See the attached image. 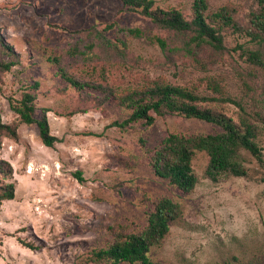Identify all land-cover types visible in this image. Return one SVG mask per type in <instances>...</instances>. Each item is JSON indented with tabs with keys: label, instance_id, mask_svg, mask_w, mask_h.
<instances>
[{
	"label": "rangeland",
	"instance_id": "1",
	"mask_svg": "<svg viewBox=\"0 0 264 264\" xmlns=\"http://www.w3.org/2000/svg\"><path fill=\"white\" fill-rule=\"evenodd\" d=\"M155 1L193 17L194 0ZM208 3V13L226 8L238 27L220 30L225 49L208 46L192 57L182 49L186 37L128 9L123 0H0V64L15 61L10 69L0 67V118L18 136L0 130V194L9 183L15 187L14 198L0 205V264H112L92 260L93 251L111 245L117 234L143 230L165 196L180 210L150 247L152 260L264 264V131L256 138L262 161L240 151L245 175L211 179L209 154L196 150L198 181L183 192L156 174L153 150L171 132L209 134L220 126L179 113H153L152 125L114 124L132 112L122 97L157 81L218 98L200 104L237 123V102L255 118V111L264 113L258 101L264 100V69L248 59L250 50L264 55V34L255 36L251 21L259 1ZM156 37L169 47L163 49ZM61 69L86 86L67 81ZM26 91L35 95L36 117L48 110L50 131L58 137L54 147L13 110L12 102Z\"/></svg>",
	"mask_w": 264,
	"mask_h": 264
},
{
	"label": "trees",
	"instance_id": "2",
	"mask_svg": "<svg viewBox=\"0 0 264 264\" xmlns=\"http://www.w3.org/2000/svg\"><path fill=\"white\" fill-rule=\"evenodd\" d=\"M261 9L253 12L252 24L255 25V36L264 34V0H258ZM125 7L131 10H138L151 20L175 33L186 37L182 49L184 48L192 57H197L198 51L211 46L217 50L225 49L223 37L220 30L226 25L238 27L233 16L222 8L216 12L208 13V0H194L193 17L188 19L183 12L171 7L160 8L155 0H123ZM111 27V25H109ZM122 30H126L123 29ZM128 32L140 35L139 28H129ZM250 32V31H249ZM157 42L163 49L169 47L167 41L162 37H156ZM11 51V47L6 45ZM77 50V49H76ZM248 59L264 69V55L260 50L248 51ZM198 60V59H197ZM15 61L1 63L0 67L10 69ZM62 76L75 85L84 87L72 76L61 69ZM37 85V83H35ZM93 85H91L92 87ZM99 89V87H96ZM213 88L222 93L221 87L216 84ZM264 93V82L263 91ZM137 95V96H136ZM222 97H225L222 95ZM257 97L254 98L256 102ZM208 100H218L216 97L201 95L196 91L181 85L172 84L166 81H157L147 85L135 95L122 97V104L130 107L131 115L124 121H115L114 124L125 127L133 122L142 121L145 125L154 124L155 115L165 113H179L186 117L198 118L221 127V131L209 134H179L169 133L153 150L151 155L152 166L157 175L169 179L176 187L183 192H189L196 186L198 178L194 172L192 160L196 150L206 151L209 156L207 175L217 180L223 174L233 173L235 175H245L246 169L242 165L241 149H248L259 160L262 161V152L256 142L259 132L264 131V113L255 111L257 118L253 117L251 111H247L245 106L237 102L242 115L240 123L235 122L224 113L215 111L211 107H202L201 102ZM227 100H232L228 99ZM264 106V100H258ZM13 110L19 115L21 121L31 125L36 124L39 135L48 147H54L58 137L51 133L47 118V109L42 110L40 117H36L35 95L29 91L23 93L20 100L12 102ZM155 115H154V114ZM253 118L251 120L250 118ZM0 130H5L11 136L17 138L16 127L3 123L0 118ZM80 176V172L78 173ZM13 183L6 185L0 194V205L4 199H13L15 195ZM179 203L171 197L161 198L154 210L149 213L148 224L140 232L121 233L116 235V240L111 245L93 251L92 260H109L112 264L123 262L141 264H164L154 261L149 256L150 247L159 243L170 229V221L179 212ZM1 257V253H0Z\"/></svg>",
	"mask_w": 264,
	"mask_h": 264
},
{
	"label": "bare ground",
	"instance_id": "3",
	"mask_svg": "<svg viewBox=\"0 0 264 264\" xmlns=\"http://www.w3.org/2000/svg\"><path fill=\"white\" fill-rule=\"evenodd\" d=\"M31 169H32V167H31Z\"/></svg>",
	"mask_w": 264,
	"mask_h": 264
}]
</instances>
